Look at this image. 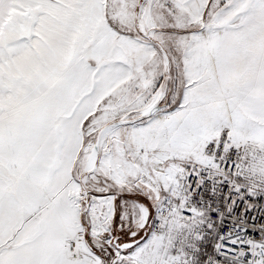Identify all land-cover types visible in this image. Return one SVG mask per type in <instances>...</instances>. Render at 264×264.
I'll return each instance as SVG.
<instances>
[{"label": "snow or ice", "instance_id": "1", "mask_svg": "<svg viewBox=\"0 0 264 264\" xmlns=\"http://www.w3.org/2000/svg\"><path fill=\"white\" fill-rule=\"evenodd\" d=\"M0 264H264V0H0Z\"/></svg>", "mask_w": 264, "mask_h": 264}]
</instances>
